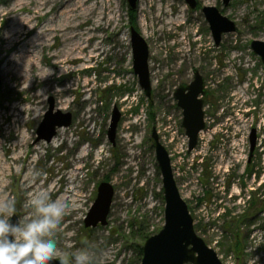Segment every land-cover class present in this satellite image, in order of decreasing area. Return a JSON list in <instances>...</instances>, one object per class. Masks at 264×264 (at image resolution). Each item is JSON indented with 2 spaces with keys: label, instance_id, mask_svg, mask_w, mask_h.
<instances>
[{
  "label": "rangeland",
  "instance_id": "obj_1",
  "mask_svg": "<svg viewBox=\"0 0 264 264\" xmlns=\"http://www.w3.org/2000/svg\"><path fill=\"white\" fill-rule=\"evenodd\" d=\"M38 1L0 0V201L14 200L16 214L26 220L32 216L24 206L31 194L46 190L52 199L67 197L76 206L55 231L57 256L88 248L93 264H142L146 240L165 222L152 138L156 128L198 234L223 264H264V205L254 207L264 199V64L251 47L253 40L264 41V0H196V8L186 0H138L135 9L128 0H89L81 8L91 9L86 14L78 9L73 19L74 42L86 48L76 46L78 55L58 66L53 62L63 60L64 41L52 37L54 46L44 47V34L78 0H57L45 16L37 13ZM206 6L217 7L236 24L219 44ZM159 8L167 13L158 27ZM179 8L184 12L178 14ZM80 22L85 24L78 27ZM98 22L103 27L96 29ZM131 22L148 44L152 99L133 69ZM15 36L22 42L7 48L5 41ZM55 53L58 59L48 57ZM22 54L48 69L50 78L30 89L20 86L16 75L5 78L3 65ZM196 69L205 78L206 127L189 152L183 112L165 97L191 82ZM34 92L39 96L32 105ZM50 100L54 111L72 114V123L50 142L37 140ZM115 107L121 116L113 143L108 132ZM240 116L246 122H239ZM253 129L256 148L249 163ZM103 181L115 189L108 223L87 227ZM27 182L33 187L26 189ZM252 192L259 193L250 199ZM249 208V221L236 231L230 221ZM66 235L72 238L64 241Z\"/></svg>",
  "mask_w": 264,
  "mask_h": 264
},
{
  "label": "water",
  "instance_id": "obj_2",
  "mask_svg": "<svg viewBox=\"0 0 264 264\" xmlns=\"http://www.w3.org/2000/svg\"><path fill=\"white\" fill-rule=\"evenodd\" d=\"M186 2L191 8L197 7L196 0H186ZM229 2L230 0H224L225 4ZM128 3L132 9H135L138 0H128ZM203 11L217 44L220 43L224 33L236 30V24L222 15L217 7L206 6ZM131 41L134 71L138 75L139 84L146 96L151 97L152 81L148 44L134 27L131 29ZM251 47L260 56L264 64V41L253 40ZM204 83L203 76L198 70H195L194 80L187 86H179L176 91L178 104L183 110V125L189 137V152L196 148L199 134L206 127L204 99L200 97L206 93ZM120 116V111L115 107L108 132L113 143H115L116 128ZM71 123L72 114L70 112L64 113L61 110L54 111V101L50 100V108L37 131V140L45 139L50 142L59 128L68 127ZM152 137L155 142L157 162L162 174L165 222L158 233L146 240L143 247L142 264H223L217 251L207 244L195 229L194 217L175 178L171 156L160 141L156 128H153ZM251 142V151L253 152L256 145L254 134L251 136ZM114 195L115 189L110 182L103 181L99 184L97 198L85 219L87 227H96L99 224L107 225ZM11 219L15 223L19 217L15 214ZM52 264H60L59 259L52 261Z\"/></svg>",
  "mask_w": 264,
  "mask_h": 264
},
{
  "label": "clouds",
  "instance_id": "obj_3",
  "mask_svg": "<svg viewBox=\"0 0 264 264\" xmlns=\"http://www.w3.org/2000/svg\"><path fill=\"white\" fill-rule=\"evenodd\" d=\"M32 216L12 222L14 200L0 201V264H93L88 248L57 256L55 231L61 220L75 208L67 197L52 199L46 190L31 194L25 201Z\"/></svg>",
  "mask_w": 264,
  "mask_h": 264
},
{
  "label": "bare ground",
  "instance_id": "obj_4",
  "mask_svg": "<svg viewBox=\"0 0 264 264\" xmlns=\"http://www.w3.org/2000/svg\"><path fill=\"white\" fill-rule=\"evenodd\" d=\"M86 1H89V0H84V1L78 0V2L75 4V6H73V8H68L67 10H65L66 16H64L63 20L58 25L54 22L55 18L53 17L52 22H54L56 25L49 26L46 29L47 33L44 34V42H42V45L44 47L45 46H50V47L54 46L53 44H50V40L52 37H54V38L60 37L61 40L64 41V47L65 48L63 49L64 50L63 51L64 52L63 53V60L61 62L60 61H56V62L54 61L53 63L55 64V66L69 62L70 60H72L74 58V55L75 56L78 55L76 46H79L80 49H82V50H85V48H86V47L82 46V44H77L74 42L75 38H76V34L73 33V29L75 27L73 25V21H74L73 19L75 18L74 13L78 9H81V11H82L81 14H86L91 9L90 6H85V7H83V9L81 8L82 6H84ZM56 2H57V0H39L38 5H37V7H38L37 13H39V15H42V16L47 15L56 7ZM146 10H147V7L146 6L143 7V11H146ZM11 11H13V10H11ZM11 11H9L8 14H10ZM182 11L184 12V9L182 10L181 8H179L177 13L180 14ZM156 12L157 13L159 12V14H157L158 17L155 20V22H156L155 24L159 27L162 23L164 24V22L162 20V15L166 14L167 12H166L165 8L156 9ZM63 13L64 12H62V14ZM177 17L179 18V16H177ZM177 19L173 20V22H176ZM84 22L78 23V27L85 24ZM149 26H150L149 24L144 25V29H145L146 33L148 34V37H150V32L148 30ZM96 27H97L96 29L101 28V27H103V24L101 22H98ZM151 30H152V32H151V35H152V34H154V32L156 30V26H155V30L153 29V27H151ZM93 37H94V35L91 34L90 38H93ZM5 42L7 44V48H10L12 44H16V43L20 44L22 41L19 40L18 36H15L14 38H11L10 40H6ZM71 42H72V44H71ZM48 57H50V58L53 57L55 59H58L59 55H57L55 53L53 55H48ZM2 70H3L5 78H7L9 76V74L16 75L17 80H18V84L20 86H22L24 89L34 88L35 86H38L41 83L46 82L50 78V74H49L48 69H46V70L40 69L38 66H36L33 63L32 57H29L28 55H25V54L17 56V58L9 59L7 65L6 64L3 65ZM39 71H40V74L37 76V73ZM36 77H38V80ZM35 78H36V80H35ZM9 87L11 88V85H9ZM38 96H39V94L34 92V94L32 95V105H35L36 99ZM29 109H32V106H30ZM11 116H12V114H11ZM237 120H239V122H246V120L244 119V116L238 117ZM0 145H1V142H0ZM27 179H29V177H27ZM32 187H33V184H31L30 182H27L26 189H30ZM49 189L52 190L54 188L52 186ZM52 192H53V190H52ZM64 228H63V230H64ZM70 238H72V236L66 235L64 237V241H68Z\"/></svg>",
  "mask_w": 264,
  "mask_h": 264
},
{
  "label": "flooded vegetation",
  "instance_id": "obj_5",
  "mask_svg": "<svg viewBox=\"0 0 264 264\" xmlns=\"http://www.w3.org/2000/svg\"><path fill=\"white\" fill-rule=\"evenodd\" d=\"M138 5V4H137ZM185 26H186V23H185ZM150 66V65H149ZM134 69V68H133ZM197 70V69H196ZM135 72V71H134ZM202 75V74H201ZM194 77H195V71H194ZM194 77H193V80H194ZM204 78V77H203ZM192 80V81H193ZM191 81V82H192ZM191 82H188V83H186V84H180L179 86H181V85H189ZM204 82H205V78H204ZM178 86V87H179ZM204 86H205V90H206V85H205V83H204ZM178 87L175 89V91L172 93V96H167V97H165V99H169V98H172L173 99V102H175V104L182 110V108L179 106V104H178V99H177V97H176V91H177V89H178ZM206 93H207V90H206ZM206 93H205V95H206ZM205 95H203V96H200V97H202L203 99H204V106H205ZM149 99H152L153 98V90H152V96L151 97H148ZM264 106H262L261 105V108H263ZM205 110V109H204ZM114 111V110H113ZM182 112H183V110H182ZM205 117H206V112H205ZM153 132V131H152ZM158 132V131H157ZM255 135V141H256V138H257V136H256V129H253V132H252V134L250 135V142H251V136L252 135ZM158 135H159V133H158ZM160 137V136H159ZM153 138V137H152ZM153 141H154V139H153ZM160 141H161V139H160ZM154 147H155V142H154ZM255 148H256V145H255V147H254V150H255ZM251 149H252V142H251V148H250V158H249V163L251 162V159H252V156H253V154H254V150H253V152L251 151ZM156 151V150H155ZM170 154V153H169ZM252 154V155H251ZM172 160V159H171ZM248 163V164H249ZM173 166V165H172ZM174 170V169H173ZM114 187V186H113ZM179 187V186H178ZM258 193L259 192H252V194L249 196L250 197V199L253 197V194H256V195H258ZM245 197H247L246 196V194H245ZM114 201V200H113ZM245 202H247V201H245ZM261 202H262V205H264V199H262L261 200ZM113 204V203H112ZM248 204H252V200H249L248 201ZM111 211V210H110ZM165 211V210H164ZM144 247V246H143ZM144 253V252H143Z\"/></svg>",
  "mask_w": 264,
  "mask_h": 264
},
{
  "label": "trees",
  "instance_id": "obj_6",
  "mask_svg": "<svg viewBox=\"0 0 264 264\" xmlns=\"http://www.w3.org/2000/svg\"><path fill=\"white\" fill-rule=\"evenodd\" d=\"M132 12L133 11L131 10V13ZM131 25L132 26H135V23L134 22H131ZM260 205H262V202L259 203V204H257V205H255L254 207H257L258 208ZM250 211H251V208L248 209V213L247 214H239L238 215V217H239L238 220H236L237 218H235L233 221H230V224H232V227H234L236 231H239L240 230V227H241L240 225L242 223H245V222H248L249 221L248 220V216L251 215V212ZM230 214H231V211H229L226 215L228 216ZM195 228L197 230V227L196 226H195ZM238 240H240V237L239 236L236 237V241L239 244V241Z\"/></svg>",
  "mask_w": 264,
  "mask_h": 264
}]
</instances>
